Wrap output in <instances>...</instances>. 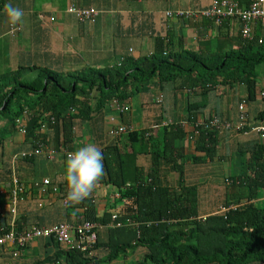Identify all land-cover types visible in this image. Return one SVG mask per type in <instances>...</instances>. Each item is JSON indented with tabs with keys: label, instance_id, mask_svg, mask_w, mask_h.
I'll use <instances>...</instances> for the list:
<instances>
[{
	"label": "trees",
	"instance_id": "obj_1",
	"mask_svg": "<svg viewBox=\"0 0 264 264\" xmlns=\"http://www.w3.org/2000/svg\"><path fill=\"white\" fill-rule=\"evenodd\" d=\"M233 1L244 7L250 2ZM9 2L19 7L21 0H0V35L6 30L11 38L18 35L21 25L10 23L5 9ZM69 6L82 9L73 0H68L67 10ZM42 15L36 13L37 18ZM175 46L169 36L156 38L151 54L135 59L127 51L104 69L85 66L78 75L60 67L53 68L56 64H42L44 67L31 69L33 75L27 82L22 79V67L0 70V186L5 188L0 193L1 224L7 222L1 212L8 213L11 205L9 176H17L24 188H32L39 183L26 180L34 165L42 160L56 161L58 156L66 164L65 154L76 151L79 138L74 131L78 122L95 123L100 118V124L104 125L107 120L102 117L103 111L112 107L113 101L124 112L112 108L130 116L132 100L141 93L154 92L153 104L161 107L165 90L175 94L187 92L190 113L186 122L161 121L154 128L136 130L128 123L133 130L122 134L123 141L101 146L105 166L103 184L115 193L111 197L114 201L106 204L100 217L92 194L80 204L67 200L63 173L58 174L62 175L60 183L50 182L56 187L55 195L61 197L66 218L55 225L92 223L100 228L115 227H109L106 243L99 242L96 229V243L88 245L86 252L74 247L63 250L49 238L45 243L49 253L39 255L36 264H109L112 261L120 264H264V143L247 142L237 146L233 158L238 172L224 183L241 189V195L214 206L207 215L199 204L198 187L189 185L184 178L187 163L198 168L216 157L221 161L218 147L222 143L219 134L223 131L204 127L203 123L207 124L210 117L199 121L200 112L208 103L207 95L217 92L218 86L243 85L247 102H254L258 92H262L258 89L257 68L263 67L264 80V39L257 36L248 40L240 36L228 39L218 30L214 40H205L202 44L205 48L197 52L181 45L174 49ZM1 61H8L6 52H0V66ZM63 76L68 79H61ZM197 92H201L202 101L191 102L189 99ZM261 102V110L252 116L257 123L264 121V98ZM215 117L222 121L221 115ZM44 123L49 129L43 132ZM187 124L189 127L185 129ZM16 130L24 131L22 143L10 154L5 138ZM249 130L244 126L243 132ZM101 132L91 131L96 142L103 141ZM184 142L191 143L193 154L188 153ZM119 143L124 146L120 147ZM50 151L54 153L49 154ZM140 155L149 156V169L137 163ZM22 166L28 168L26 172ZM164 168L177 174L175 185L162 182ZM28 193L21 189L14 191L21 199ZM129 221L140 225L129 227ZM14 228L19 234L25 231L20 220H14ZM7 233L0 228V240ZM6 246L0 244V251L7 250ZM14 246L17 250L25 249V245ZM98 251L105 255L99 256Z\"/></svg>",
	"mask_w": 264,
	"mask_h": 264
},
{
	"label": "crops",
	"instance_id": "obj_2",
	"mask_svg": "<svg viewBox=\"0 0 264 264\" xmlns=\"http://www.w3.org/2000/svg\"><path fill=\"white\" fill-rule=\"evenodd\" d=\"M212 0H73L82 9L94 8L98 15L94 24L78 23L74 16L67 13L68 0H21L18 2L19 8L24 10L21 30L15 37H8L6 30L0 35V52L8 54V61H1L0 70L5 71L9 67L17 69L24 68L23 75L31 77V69L44 67V65L60 67L66 72L74 75L86 66L104 69L109 64H114L127 51L132 57L138 59L141 56L151 54L154 51V41L156 38L171 37L176 44L174 49L181 45L186 50L197 52L202 47L205 40H214L220 30L221 35L228 39H237L240 35V23L233 19H228L222 27H218L211 20H184L175 17L173 14L178 11H194L207 9ZM246 2V0H241ZM17 7V5H15ZM37 15L43 13L39 18ZM168 13H173L168 16ZM52 19V20H51ZM253 36L264 39V20L256 22L252 26ZM242 38V37H241ZM217 39V38H216ZM220 41V39H219ZM263 72V70L261 71ZM259 83V82H258ZM259 91L264 92V80L258 84ZM158 91V87H155ZM217 92L207 95L206 106L200 112V120L203 121L215 115H221L222 121L235 124L240 112L246 113V124L250 129L246 131H236L235 129L224 130L220 138V158L208 161V165L194 167L187 163L185 166V181L189 185L198 187L199 204L205 212H211L214 206H218L224 201L241 195L236 188L224 183L238 168L233 158L236 148L240 144L251 145L254 143H264V121L254 122L252 116L262 108V99L257 94L254 102L246 101V92L243 85L237 87L218 86ZM154 92H146L133 98L130 116L121 115L110 106L103 111V116L107 121L100 124V118L94 122H78L75 128V135L79 138L76 141V150L86 144H95L101 148L108 144H115L123 141L122 136L113 134L116 126L131 123L134 130L138 128H154L169 120H182L186 122L189 115L186 102L187 92L175 94L167 89L164 93V101L161 107L153 104L151 99ZM201 92L189 100L202 101ZM259 93V92H258ZM205 99V100H206ZM239 108L241 110L239 111ZM218 113V114H217ZM115 120L112 122L111 119ZM216 118V117H215ZM248 118V120H247ZM185 125L184 128H188ZM259 128V131L254 129ZM96 129L101 132L103 141L96 142L91 131ZM19 145L22 137H16ZM189 154H193L191 143L184 142ZM120 147L124 145L119 143ZM10 149V148H9ZM59 158V156H58ZM56 161L42 160L29 169L27 183L38 182L33 186L28 194H23L25 199H21L17 207L18 219L25 226H50L57 222H64V209L61 204V197L52 194L50 190H44L41 186L43 179H48L52 184L62 181L65 163L61 159ZM137 163L145 170L150 167L149 156L140 155ZM23 171L28 169L25 166ZM237 169V170H236ZM63 170V171H62ZM161 180L168 185H175L178 179L176 173L164 168L161 172ZM175 183L171 184L169 181ZM63 181L64 177H63ZM167 182V183H166ZM245 192V191H244ZM113 189L103 184V177L96 184L92 195L98 207L100 217L107 203L113 202ZM38 203L43 204L39 209ZM73 223L74 219H72ZM137 223L135 221H129ZM113 226L98 227V239L100 243H106L108 229ZM114 228V227H113ZM100 231V233H99ZM47 240H36L25 247L21 255L12 258L11 250L0 251V264H36L39 255L49 253L46 249ZM102 248V247H100ZM102 250V249H99ZM99 256H104L103 251H98ZM51 255V254H50ZM137 257V256H136ZM40 261V260H39ZM129 261V258L127 262ZM132 261V259H131ZM109 264H120L112 261Z\"/></svg>",
	"mask_w": 264,
	"mask_h": 264
},
{
	"label": "built area",
	"instance_id": "obj_3",
	"mask_svg": "<svg viewBox=\"0 0 264 264\" xmlns=\"http://www.w3.org/2000/svg\"><path fill=\"white\" fill-rule=\"evenodd\" d=\"M67 12L69 14H73L79 23H93L95 22V18L98 15V12L94 9H77L73 6H69ZM167 15L171 16L172 14L168 13ZM175 15L179 18L189 21L198 19L211 20L217 26H220L228 19L236 20L241 26V37L248 40L252 39L253 37L252 26L256 22L264 20V0H250L248 7L241 6L237 1L233 0H212L210 6L207 9L178 11L175 13ZM260 96L264 97V92H262ZM112 105L121 113L124 112V108L120 107L116 101H113ZM240 110L241 108H239V111ZM245 124L246 113L244 114L242 112H240L237 116V121L235 124H232L228 121L219 122L216 118L209 119L207 124L203 123L205 128L214 129L217 131L235 129L238 132L243 131ZM131 128L132 127L129 125H120L115 127L112 132L115 136H120L131 131ZM254 130L259 131L260 129L256 128ZM243 133L246 134V131ZM53 153V151L49 152V154ZM65 155L68 157L69 153ZM11 182L14 186H17L18 179L14 176H11ZM45 184H47L46 181ZM63 203L66 204V201L64 200ZM114 219L115 216H112V220ZM97 228L98 225L92 223H85L83 225L59 223L47 228L31 227L21 234L11 229L7 234H5L3 239L0 240V244L4 243L5 245L8 244L10 246H22L30 243L34 239L52 238L63 250H68L71 247H74L81 250L82 252H86L88 245H94L96 243L97 235L95 231ZM89 254L91 255L92 253ZM17 255L18 253H13L14 257Z\"/></svg>",
	"mask_w": 264,
	"mask_h": 264
},
{
	"label": "clouds",
	"instance_id": "obj_4",
	"mask_svg": "<svg viewBox=\"0 0 264 264\" xmlns=\"http://www.w3.org/2000/svg\"><path fill=\"white\" fill-rule=\"evenodd\" d=\"M5 9H6V15L13 26H16L18 23L22 22V18L24 17L23 9L14 6L11 2L5 5ZM261 93L259 92L258 94L261 95ZM260 98L263 99L264 97L260 96ZM70 111L74 112V109H71ZM114 120H115L114 118L111 119L112 122ZM121 125L128 126L126 124H121ZM48 129L49 128L47 123L41 125V131L44 132ZM23 134L24 131L22 130L20 132V136L22 137ZM121 136L122 135L118 137ZM104 175H105L104 152L99 146L90 143V144H86L81 148H78L74 152L69 153L65 166V172H64V180L66 181V185L68 188L67 197H66L67 200L71 201L73 204H80L82 201H84L86 198H88L91 195L96 184L100 181V179ZM11 176L12 175L9 176V180L7 182V185L9 187V195L11 198V202H10L11 205L8 209V213L5 211L1 212V217L5 215L4 216L5 221H7L6 224L0 223V228H2L3 230H7L8 232L11 229L15 231L14 220H19L17 214V207L21 202V198L14 195V191L21 189L28 191L29 193L31 192V188L23 187L17 176L14 177L18 179V184L17 186H14L11 182ZM45 181L47 182V184H45ZM41 186L44 190H50L52 194H56V187L53 186L48 179H43L41 182ZM4 192H5V188L4 185H2L0 186V193H4ZM37 206L41 208L43 204L38 203ZM10 210H11V214L9 213ZM53 225L55 224L45 227H37V228H47V227H52ZM139 225L140 223L138 222L135 224L128 222V226L132 228H137ZM31 227H36V226H25V231ZM41 239L48 240L49 238H41ZM36 240H40V238L34 239L33 241ZM33 241H31L30 243H32ZM30 243L26 244L25 247ZM6 249H10L12 251L11 252L12 258H17L21 255L24 248L22 250H17L14 246H10L7 244ZM13 253H18V255L14 257Z\"/></svg>",
	"mask_w": 264,
	"mask_h": 264
},
{
	"label": "rangeland",
	"instance_id": "obj_5",
	"mask_svg": "<svg viewBox=\"0 0 264 264\" xmlns=\"http://www.w3.org/2000/svg\"><path fill=\"white\" fill-rule=\"evenodd\" d=\"M262 69H263V67H260V66L257 68V71L260 74V75L258 74V82H259L258 84L263 82V77H262V73H261ZM84 73H85V71H84ZM60 78L63 80L68 79V78H65L64 76L60 77ZM22 79H23V81L27 82V81H29L30 77L22 75ZM4 135L6 136L7 132ZM19 136H20V133L18 130L11 132L9 135L6 136L5 146L7 147V153L10 152V154H12V153L17 151V146H18L19 141H16V137H19ZM207 214H209V213L206 212V215ZM201 215L204 216L205 213L201 212Z\"/></svg>",
	"mask_w": 264,
	"mask_h": 264
}]
</instances>
